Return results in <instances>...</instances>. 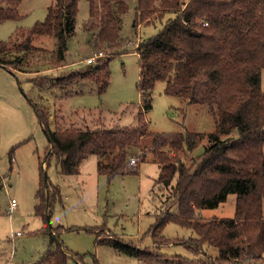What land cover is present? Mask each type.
Instances as JSON below:
<instances>
[{
    "label": "trees",
    "instance_id": "1",
    "mask_svg": "<svg viewBox=\"0 0 264 264\" xmlns=\"http://www.w3.org/2000/svg\"><path fill=\"white\" fill-rule=\"evenodd\" d=\"M23 1L0 0V21L21 19L18 8ZM81 1L54 0L43 22L0 40V67L14 76L37 74L27 78L33 94L27 100L47 136V160L55 157L60 175H76L85 160L96 156L99 174L109 181L138 173L141 164H157L156 185L166 189V202L173 210L170 217L161 215L155 225L160 229L218 208L234 194L235 215L193 224L189 230L197 235L195 244L185 248L199 264H264V0H84L88 19L83 28L91 34V49L104 56L60 76L33 71L35 63L47 61L48 51L35 44L38 39L56 40L49 70L59 69L66 60ZM132 2L135 27L156 25L169 17L162 30L137 46V85L145 110L152 106L156 84L165 82L166 95L212 108L214 132H150L143 110L135 130L61 126L57 100L92 92L103 95L108 90L110 62L124 53L123 16ZM202 145L203 152L195 157ZM133 158L136 165L130 163ZM58 196V187L51 193L48 178H43L36 214L47 221ZM116 244L129 254L139 253L130 243ZM72 261L62 245L47 260L48 264Z\"/></svg>",
    "mask_w": 264,
    "mask_h": 264
},
{
    "label": "rangeland",
    "instance_id": "2",
    "mask_svg": "<svg viewBox=\"0 0 264 264\" xmlns=\"http://www.w3.org/2000/svg\"><path fill=\"white\" fill-rule=\"evenodd\" d=\"M53 1L24 0L18 8L21 19L0 21V40L6 41L18 30L27 31L37 22H43ZM134 6L132 2L123 16L124 53L115 55L110 62L108 90L103 95L92 92L57 100L63 117L61 126H119L135 130L138 114L143 110L150 132H214L212 108L166 95L165 82L156 84L152 106L145 110L137 85L140 73L137 46L140 40L162 30L169 17L156 25L135 27ZM87 19L88 5L82 0L76 36L70 42L66 60L59 69L49 70L54 63L51 52L56 49V40L44 37L35 44L48 51L47 61L35 63L32 70L60 76L89 66L85 60L97 52L91 49L90 32L83 28ZM36 75L14 76L0 67V264H48V258L59 245L73 256L71 264H199L195 255L185 248L187 244L194 245L197 236L189 229L213 217H233L236 195H229L218 208L200 211L194 219L179 218L160 229L155 225L161 215L170 217L173 210L170 201L166 202V189L156 185L160 173L157 164H141L138 173L116 176L109 181L99 174L97 157L91 156L84 161L79 174L60 175L55 157L47 160L49 142L27 100V95L33 96L27 78ZM261 78L264 91V69ZM203 150L202 145L193 155L197 157ZM45 177L51 193L54 187L60 192L57 200L52 201V213L47 221L36 214L37 195ZM11 199L17 200L18 207L9 215ZM116 242L132 244L139 250L138 255L122 251ZM180 257L188 260L181 261Z\"/></svg>",
    "mask_w": 264,
    "mask_h": 264
},
{
    "label": "built area",
    "instance_id": "3",
    "mask_svg": "<svg viewBox=\"0 0 264 264\" xmlns=\"http://www.w3.org/2000/svg\"><path fill=\"white\" fill-rule=\"evenodd\" d=\"M103 56V53L99 52V53H96L95 56L93 57H89L85 60V64L87 65H93L96 63V59L98 57H102ZM131 165H135L137 162H136V159H131L130 161ZM18 207V203H17V200L16 199H11L10 201V204H9V208L7 210V214L9 215H12V213L16 210V208Z\"/></svg>",
    "mask_w": 264,
    "mask_h": 264
},
{
    "label": "crops",
    "instance_id": "4",
    "mask_svg": "<svg viewBox=\"0 0 264 264\" xmlns=\"http://www.w3.org/2000/svg\"><path fill=\"white\" fill-rule=\"evenodd\" d=\"M215 218L220 219V218H223V217H213V219H215Z\"/></svg>",
    "mask_w": 264,
    "mask_h": 264
},
{
    "label": "water",
    "instance_id": "5",
    "mask_svg": "<svg viewBox=\"0 0 264 264\" xmlns=\"http://www.w3.org/2000/svg\"><path fill=\"white\" fill-rule=\"evenodd\" d=\"M45 178H47V177H45Z\"/></svg>",
    "mask_w": 264,
    "mask_h": 264
}]
</instances>
